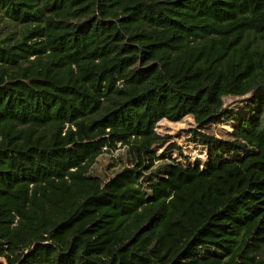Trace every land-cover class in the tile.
Here are the masks:
<instances>
[{
    "label": "trees",
    "instance_id": "16d2710c",
    "mask_svg": "<svg viewBox=\"0 0 264 264\" xmlns=\"http://www.w3.org/2000/svg\"><path fill=\"white\" fill-rule=\"evenodd\" d=\"M0 264H264V0H0Z\"/></svg>",
    "mask_w": 264,
    "mask_h": 264
},
{
    "label": "rangeland",
    "instance_id": "374dc122",
    "mask_svg": "<svg viewBox=\"0 0 264 264\" xmlns=\"http://www.w3.org/2000/svg\"><path fill=\"white\" fill-rule=\"evenodd\" d=\"M228 101L233 98L227 99ZM194 126L192 116H186L180 121H168L161 120L156 126V130L163 136H168L166 141L163 142L158 148L157 153L171 155L175 158L185 159L187 158L190 162H203L200 160L204 159L203 148L196 143L189 141L188 129ZM213 132L217 135L223 133L226 130H230V127L226 124H218L213 126ZM174 144L180 146L179 149L167 150V148L174 147ZM111 155H115V151H111ZM101 166V162L98 164Z\"/></svg>",
    "mask_w": 264,
    "mask_h": 264
}]
</instances>
